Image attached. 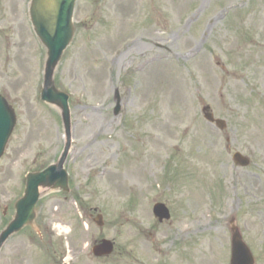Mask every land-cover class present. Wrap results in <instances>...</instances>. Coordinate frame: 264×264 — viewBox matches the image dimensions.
<instances>
[{
	"label": "rangeland",
	"instance_id": "1",
	"mask_svg": "<svg viewBox=\"0 0 264 264\" xmlns=\"http://www.w3.org/2000/svg\"><path fill=\"white\" fill-rule=\"evenodd\" d=\"M15 1L0 0V94L17 115L0 159V234L27 175L67 145L60 108L41 100L47 50L28 0ZM74 25L54 76L70 95V191L40 190L34 226L0 264H230L233 226L264 264V189L239 181L264 183V0H78ZM102 239L115 251L96 258Z\"/></svg>",
	"mask_w": 264,
	"mask_h": 264
},
{
	"label": "water",
	"instance_id": "2",
	"mask_svg": "<svg viewBox=\"0 0 264 264\" xmlns=\"http://www.w3.org/2000/svg\"><path fill=\"white\" fill-rule=\"evenodd\" d=\"M76 2L77 0L32 1L30 9L31 21L36 35L47 49L41 100L60 108L67 136V145L58 163L49 166L42 172L30 173L27 176L25 194L16 203L15 217L0 234V250L11 236L34 223L36 219L35 208L40 200V190L42 188L69 191V178L64 166L71 148L70 96L56 88L54 74L64 52L74 37L73 15ZM205 117L209 122L216 123L220 129H226V122L215 120L210 113H206ZM15 125V112L0 95V158L4 153L5 146ZM233 159L237 165L243 167L248 166L250 163L240 153H236ZM154 215L161 223L171 217L168 208L161 203L155 205ZM96 222L99 226L104 225L102 216H99ZM113 252L114 244L109 240H102L100 244L93 248V253L96 257L109 256ZM231 264H255V259L236 226L232 227Z\"/></svg>",
	"mask_w": 264,
	"mask_h": 264
},
{
	"label": "bare ground",
	"instance_id": "3",
	"mask_svg": "<svg viewBox=\"0 0 264 264\" xmlns=\"http://www.w3.org/2000/svg\"><path fill=\"white\" fill-rule=\"evenodd\" d=\"M155 37L158 38V35L156 34ZM154 40H157V39H154ZM242 177L243 178L239 177V181L241 182V185L243 188L248 189V190L252 189V190H256V191L264 189V183L261 181H256L254 177H249V176L248 177L242 176ZM233 206H234V202L230 201L228 203V208L232 209ZM185 231H183V232H185ZM61 232L67 233L66 231H63V230Z\"/></svg>",
	"mask_w": 264,
	"mask_h": 264
},
{
	"label": "flooded vegetation",
	"instance_id": "4",
	"mask_svg": "<svg viewBox=\"0 0 264 264\" xmlns=\"http://www.w3.org/2000/svg\"><path fill=\"white\" fill-rule=\"evenodd\" d=\"M22 3H23V1H18V0H16L15 2H10V4H11V6H16L17 5V7H21V5H22ZM3 8L4 9H6L7 7H8V3H3ZM1 10V9H0ZM2 25V24H1Z\"/></svg>",
	"mask_w": 264,
	"mask_h": 264
}]
</instances>
